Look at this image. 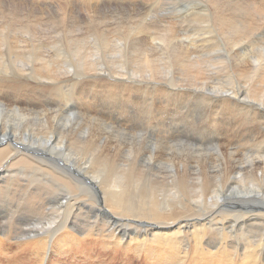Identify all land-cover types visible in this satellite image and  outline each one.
Returning a JSON list of instances; mask_svg holds the SVG:
<instances>
[{
  "label": "rangeland",
  "instance_id": "374dc122",
  "mask_svg": "<svg viewBox=\"0 0 264 264\" xmlns=\"http://www.w3.org/2000/svg\"><path fill=\"white\" fill-rule=\"evenodd\" d=\"M263 1L264 0H261V1L260 0H241V1L236 0V3L240 4V5H236L234 4V0H189V1L188 0H90V1L89 0L88 1L87 0H2L1 1L0 0V4H1L0 12H2L0 13L1 15L0 16V39H1L0 43H2L0 44V53H3L4 55H6L8 59H10L11 50L13 46L12 44L13 42H15V40L17 41L16 38L20 36L22 39H25L24 37L26 38L30 37L29 39L27 38V40L25 39L26 42H30L31 40L30 43H32V45L34 44L35 45L33 47H25V48H29V50L25 49L24 46H22V51H24L25 53L26 50H28L26 52L28 54L29 51H33L36 48L42 47L43 56H41V59L42 57H44L45 59L50 58L48 63L51 65V66L47 65L48 67H43L41 63L34 62L36 65V68L32 69L33 77H36L39 74L41 75L47 74L48 76H50V72L52 71L54 72V74L59 75V78L61 77L64 78L68 74L67 72L70 71L71 75L74 78H76L75 81L73 80L72 82L76 83V88H77V89L75 88V90L72 89L73 93L71 92V90H64L61 92H56L55 89L39 90L38 88H34L36 84H38V81L36 79L29 78L30 84L33 82L31 86H29L27 89L29 91L27 92L20 91V89L15 87L13 91L11 89L10 90L13 93H16V96L15 94H11V96L6 94L2 97L3 98L2 100L3 101L6 100L4 102L8 104V108L10 106L13 107V105L14 107H16V105L17 106L19 105L18 107L20 108V110L25 111L27 114H29V118L33 120H35L36 118H42V119L44 118L46 120H50V119H54L55 116H56V119H59V118L66 119L69 115H72L73 113L77 112L78 116H76L77 119H75L74 121L76 123L75 127H77L79 130H80L81 125L86 126L89 124L88 126L91 129L92 134L95 135V138L97 140L103 139L104 141V139L106 138L108 140L112 138L113 141L112 139L110 141L111 143L110 153L114 155L116 167L118 165L121 166L123 164H128L129 166L126 165L127 167H130L131 165L133 168L134 166L139 167V164H140L141 169L145 170L146 175H144V177L142 178L143 182H141L140 184H138L137 182L136 187H131V182L136 180L137 178L136 176H133L131 178L130 177L126 178V181L129 182L130 184L128 192H127L128 194H130V196H128L127 194L126 195L129 197V199L133 203H136V205L138 206L140 204L139 201L142 200L143 198V195H145V199L147 202H151L152 199L153 201H155V199L157 200V198H160L166 195H171V193L176 192L175 188L172 187V183H171L173 169L178 171L180 178L182 177V175L183 176L187 175L188 179H194L196 177L204 176L205 179L207 180V184L205 186V192H206L205 195L207 197L218 195L217 192L218 190H220V188L227 192L231 189L232 186H234V184L236 183L238 184L240 182L238 180L237 181L235 180L238 178H237V174H235L237 171L234 166L242 164V163L243 164L248 163L247 161H249L250 158H251V161L257 158L258 149L262 151L261 155H264V117H263L264 114L257 113V109H255V106L249 107V106H246L240 103V101H243L244 98H247L248 100H251V99L257 100L256 103L261 104L264 107L263 105L264 104V90L262 89L264 88V85L262 84L257 85L259 83L257 81H259L260 78L255 77L253 78L254 79L253 86H251L250 85L251 81L247 78V76L245 77V75L242 76V74L237 73L238 69L225 70L226 72L225 71L222 72L221 70L217 71L214 68L215 67L214 63H211L212 65H210V62H215L217 59L224 57L225 55H227L230 61L233 62L235 58L239 56V54L243 53L245 55V52L247 53L246 55L251 54L255 56L259 55L261 52L262 53L264 52V18H263L264 16L258 13L260 9L259 7L263 6L264 4ZM85 2H88V3L85 4ZM229 2H230V5L234 4L233 6L237 7L238 13L236 12V15L238 14L240 15V16L238 15V18L240 19L241 23L244 22L242 19L248 22L249 21L253 22L251 23V27L249 25L247 26V28H249L251 32L247 28L246 30L243 31V29H245L246 26L242 25L241 26L242 28L240 29H238L237 27V31L233 29V32L235 31L237 32L235 33L236 35L230 34V36H227L228 35L227 34L225 37L226 33L232 32V28L231 30L228 28L227 30L226 27L225 29L224 27H222V30L218 28V30L226 31L225 33L224 31L222 32L223 35L220 31L219 33L220 35H219L218 30L217 32H214V30L216 31L217 29L215 28V26L216 27L218 26L216 24L215 25L213 24L214 22L213 18H211L212 20L210 24H207V23L200 24L199 21H195V20H205L198 16L197 14L198 12L207 13L209 11H212V8L215 5V3L216 4H229ZM230 5H227L228 9L236 8ZM242 5L244 7H241ZM208 6H209V9H207ZM254 6H256L257 8L255 9ZM48 10H50V12H48ZM260 11L262 12V9H260ZM20 13H22L21 14L22 16L20 15ZM14 14H16L17 16ZM19 15L21 17H19ZM149 15L158 17V20L155 19V21H158V23L154 24L155 22L153 21V24H154L153 26L156 28V30L154 29V27H151L153 28V34H154V36L152 35L153 36L152 39H151L152 36L150 34V30H152L151 28L147 30L149 33L146 31L144 32L145 33L144 36H143L144 33L136 32L141 27V25H138V24L140 23L144 26L146 22H144L145 23L144 24L142 21H144L146 17L148 19ZM88 16L90 17L89 20L90 21L92 20L91 22H88L89 20H86L88 19ZM3 17H5V19H8L9 21L5 20ZM26 17L31 18V20L29 18L27 19ZM15 18L17 20H15ZM46 18L50 22H48ZM32 19L34 22L32 21ZM184 19H185V22H184ZM25 20L27 21L29 20L30 25L26 24L28 22H26ZM160 20H162L161 21L162 23L159 22ZM167 20H169V22ZM36 21L39 22L37 23L38 25L36 24ZM59 22H64L65 25L63 23L61 25V23ZM74 22L81 23L80 25L74 28L75 29L73 31L74 34L72 33L74 37L78 40L77 42L78 44L83 45L87 43L88 47L93 46L92 36L95 32H98L99 30L101 32H105L107 35L108 33H110L109 34L110 41L111 39H115L113 38L114 36H116V39H119L118 41L115 39L116 42L112 40L110 43V46H109L110 65L108 62L107 64L108 69L105 67L104 69H100V70L98 69L99 71L96 69L94 71L87 72L82 67L67 68L66 66H62L65 60L67 59V56L64 55V52L66 49H61L63 55H61L62 57L60 56L61 58L58 59L60 61V66L56 65L55 64L56 62L55 63L52 62L56 60V58L59 57L57 55L59 50L57 51V48L55 47V45L57 44V41L60 42L63 47H67V41L69 40V37L67 36V30L69 29L70 25L75 24ZM66 23L69 25L66 26ZM21 24L23 25V27H21L22 26ZM158 24L160 25L159 26L160 28L158 27ZM167 24L170 27L169 26L167 27ZM137 25L139 26V28L137 27ZM164 25L166 26V29L164 28L165 27ZM176 25L179 26L180 28L177 27ZM126 26H128L130 30L128 28L127 29L124 28ZM135 26L137 27V29L133 28V31L134 30L135 31L134 32L131 31L132 30L131 27H135ZM257 26H259V28ZM171 27H173V30ZM200 27H205V28H202L201 33L199 34L198 32L200 31L198 28ZM207 27L209 28L211 27V28L209 29ZM213 27L214 29H212ZM20 28L22 31L20 30ZM162 28H164L167 34H164L165 31ZM31 29L33 30L30 31ZM206 29L207 30L209 29L211 34L207 35V33H203L205 32ZM19 30H20V34H19ZM212 30L216 35L212 33ZM155 31H158V32H155ZM190 31L193 33H191ZM15 32H18V34H15ZM118 32H122V33H118ZM196 33H198L199 35ZM27 34L29 35L31 34V36H28ZM119 34H121V36H119ZM126 34L127 36H130L132 39L130 37L129 38L131 40L128 39ZM245 34H249V36L246 37ZM37 35L38 37L40 36L39 38L40 41L36 37ZM87 35H88V40H87ZM164 35L165 36L168 35L170 37L167 36V38H165ZM231 35L232 36L234 35V37H231ZM251 35H253L252 39H250ZM202 36H205V37L203 38ZM41 37L43 38V43H42ZM229 37L232 38V39H229V40H232V42L227 40V38ZM31 38H34V39H31ZM46 38L47 39L49 38V39L47 40ZM66 38H68V40H66ZM122 38L124 39L122 40L123 43L126 39H128V41L126 40L128 44L124 43V45H127L125 46V51H128L126 47H130L129 51L126 52V58H125L128 65H124V66H121L119 62L117 61L118 58H116L118 56V52H117L118 47L123 44L122 43L120 45H117V42H120L121 41L120 39ZM144 38H146V40ZM205 38H208V39H205ZM238 38L239 40H237ZM247 38L249 39L248 41H247ZM7 39L8 40L10 39V41H8ZM210 39H213V40H210ZM172 40L173 41L176 40L175 43ZM233 40H236V41H233ZM38 41L42 43L44 46L42 44L41 46ZM49 41L52 42V45ZM90 41L92 42L90 43V46H89ZM204 41L209 42L210 44L212 43V44L210 45L209 43L205 42L206 43L205 45L207 46L209 45L207 47L204 45ZM241 41H243L242 43H244V45L241 43ZM65 42H66V45H65ZM133 42H135L134 43L135 46ZM181 43L184 45V47L183 45H181ZM157 44L161 45L163 48L158 46ZM237 44H240V45L237 46ZM202 45H204V47L206 48H204ZM151 46H154V47L151 48ZM164 46L166 50H168L167 48H169V52H165L166 50L164 49ZM170 46H171V49H170ZM140 47L142 48V50ZM214 47L216 49L218 48L217 51H215ZM23 48L25 50H23ZM175 48L176 50L177 49L181 50V52L174 50ZM114 49L117 50L116 51L117 53L114 52L115 51ZM161 49H163L164 52H161ZM196 49H198L199 51ZM240 49H243V51ZM4 50L6 52H3ZM218 50L220 51L218 52ZM91 51L92 50L90 48V52ZM173 51L175 52V55L173 54L174 53ZM189 51H193V52L191 53ZM54 52H56L55 53L56 58L52 57ZM196 53L197 54L199 53V54L197 55ZM219 54L221 55L219 56ZM12 55H15V54L13 53ZM45 55H47L48 57H45ZM72 55L82 58L81 55L79 54L72 53ZM84 55H86V53H84ZM213 55L216 56L217 58H213L214 57ZM95 57H97V54H93V58ZM197 58L202 60L201 62L203 64L202 65L203 68L200 71L202 73L189 72L186 66L182 64V60L183 61H186V60L200 61ZM134 59H136V62ZM112 61H115V62H112ZM34 63H31V64H34ZM111 65L113 68L111 67ZM109 66L111 68H109ZM118 67H120V69ZM126 67L127 68L130 67V69H127ZM131 67L132 69H136V70H132ZM43 70L45 71V73ZM181 70L183 71L181 72ZM207 70L209 71L207 72ZM180 72L182 74L184 72L185 73L183 75H180ZM132 73H134V75ZM216 73H219V74H216ZM116 74H119L118 75L119 78H116ZM120 74L122 75L120 76ZM214 74L218 75V78H217L218 80L213 78L215 79L217 83L213 82L214 80L211 78L213 76L216 77ZM47 75L43 76V79H45ZM122 76H123V79H122ZM191 76L193 77V79ZM91 79H96L95 82L97 83H94L92 81H90L89 83V80ZM120 79L127 81L129 84L123 81L122 83H125L127 86L129 85V87H127L126 89H124V87H121L120 89L119 88L118 90L114 89L113 91L110 88L111 86L110 83L113 82L114 80H120ZM193 80L196 81V83L192 82ZM197 81L199 84L197 83ZM220 83H222V85ZM241 83H243L242 84L243 86L241 85L242 88L239 86ZM218 84H220L222 87L221 86L218 87ZM254 84L256 86H254ZM200 86L204 88H201ZM256 87H259L258 95L248 94L249 89H254ZM225 89H228V90H225ZM67 91H70V92H67ZM227 92H233L234 94H237V97L239 96L238 100H236L235 102V100L226 98L224 94H227ZM24 93H26L27 95L26 98H24V95H23ZM68 98H71V99L69 100ZM224 99L226 100V102ZM229 110L231 111L233 110V111L230 113ZM35 111L36 113L38 112L39 113L35 114ZM261 112L263 113L264 110H262ZM83 114H84V117H83ZM119 128H120V131H119ZM54 129H56V132H57L59 127L58 126L56 128L54 127ZM120 132L124 134L122 135ZM106 134L109 136H106ZM119 135H122L123 138L126 135L129 137L127 138L125 137L127 140L126 141V140H122L123 138L121 139V136ZM54 136H55L54 138H56L57 140L58 139L57 133L54 134ZM74 137L75 136L73 135L68 136V139L66 141V144L68 147L72 146V142L74 141L72 140V138L74 139ZM120 139L122 140V142L120 141ZM117 143H119V145H115ZM126 145H129V146H126ZM35 146H39V145L37 144ZM118 146H120L121 148ZM39 147L42 149V153L44 152L43 156H45L47 160L48 157L45 154L50 152L49 149L46 147H43L42 145ZM105 148H107L106 145H103L102 147L99 145L97 146L95 145V149H94L96 167L93 168V175H95V177L98 179L92 178L89 175H87L84 181L83 175H85L86 173L82 169L78 173H75V172L70 171L67 167H65V171H66V174L71 175L74 179H77L81 181L82 183H84V193L88 190L89 187L91 188L92 193H94L96 189H100L103 192L101 195L102 199L104 198L110 201V188L107 186L108 185L107 183H110L112 181V177L109 176L108 180H106L108 173L110 174V171H108V168L103 163H101L103 159L100 160V156L103 157L105 153L108 152V151H105V150H108V148L107 149ZM205 149L207 150V152H209V154L206 153ZM117 150L119 151L118 153H117ZM200 152H202L201 153L202 155H200ZM195 153H196V156H194ZM60 156L58 157L59 158L64 157L63 159L73 158V156H67V154L66 155L62 154ZM182 160L184 161V163ZM262 160L264 161V159ZM47 161L49 165H52L53 163H59L56 160L55 162H53L50 158ZM263 161H261L262 163L258 166V168L260 169L257 168L256 173L253 170H251L250 167L249 169H247L248 167L245 169L244 171L245 180L249 179L247 180L248 184L250 185L253 184L252 182L254 180V183H255L254 185H256V182H259L261 180L260 173L262 172L261 167L264 166ZM188 163L190 166H188ZM247 170L249 173L247 172ZM257 174L259 175L257 176ZM262 174L264 175V172H262ZM213 176L217 179H215ZM245 180H242V183H245L244 182ZM215 181L221 185L219 186V184H217ZM219 181H222V182H219ZM53 184L55 185L56 183H53ZM121 185L124 186V183ZM156 186L158 188H156ZM189 186L192 189L190 191L185 192L184 196L188 198L187 200H191L189 198L192 196L194 199L198 198V196L201 194L196 190L197 184L193 181V183ZM210 189H212V191L215 189V191L212 192L213 194L211 193ZM133 192L134 194L131 195ZM57 193L60 195V196L57 195L59 196L57 197V201H58L64 195L63 187H59L58 189H56L55 194ZM141 193H144V194H141ZM229 199L230 201H233L235 197L228 195L225 202L229 203L230 202ZM53 200L54 201L48 202L47 208L50 209L52 207L51 205H53L54 202H56L55 199ZM103 207H109V205H107L103 200L100 203H97L96 205H94V207H92L94 210L96 209V211L93 212L96 218L93 221L95 223L93 224L88 223L89 226H86V229L88 232L87 237L79 236V238L81 237L79 243L71 244L70 247L72 248L69 250V252L72 249L73 250L70 253L69 252L59 253L54 257L65 259L67 257H70L71 253H75V255L73 254L71 256H75L77 257V259H73V260L65 259V261L68 260L67 264H95V262H98L97 264H125L128 261V258H126L125 256H122L121 254H115L114 251H112L111 253L110 252V240H108L107 238H103V236L101 235L104 232L108 231V230L102 231L100 229L101 227H103L102 225H100L104 219V216L101 215L102 211L100 210V209H103ZM85 210L86 209H84V212ZM222 210L224 211L226 210L227 212H230L229 213L230 217L228 219V221L229 220L230 221L229 222L227 221V225L232 224L234 220L233 217L236 212L235 210L242 211L243 213L242 215L244 218L241 217V220L248 219L247 217L248 215L246 214L247 211L245 210L243 206L235 208L233 206L227 205V206H224ZM155 212L156 213L159 212V206L155 209ZM86 214L90 215L88 212H86ZM244 223H248V221ZM262 224H263V221L261 219H258L256 226L257 227L261 226V228H263ZM75 227L77 228V231H82L80 227L78 226H75ZM97 234H100V236L96 237L95 235ZM92 236L93 238H88ZM132 257H135V256H132ZM134 262H138L139 264H147V262L145 261L134 260Z\"/></svg>",
  "mask_w": 264,
  "mask_h": 264
},
{
  "label": "bare ground",
  "instance_id": "6f19581e",
  "mask_svg": "<svg viewBox=\"0 0 264 264\" xmlns=\"http://www.w3.org/2000/svg\"><path fill=\"white\" fill-rule=\"evenodd\" d=\"M86 3H88V2H85V4ZM209 3H211V2H209ZM216 3L213 6L212 11H209L207 13H205V12L204 13H200V12L197 13L199 17H201L205 20H195V21H199L200 24L201 23L210 24V22L212 20L211 18H213L214 19L213 24L214 25L216 24L218 26V27L215 26V28H217V29H216V31L214 30V32H217L218 28H220L222 30V27H224V29L226 27V29L228 28L230 30L232 28V32L226 33L225 37L227 34H228L227 36H230V34L237 33L236 32L237 27H238V29H240V28H242L241 27L242 25L246 26L245 29H243V31L246 30L248 25L251 27V23H253V22H251V21L248 22V21L242 19L244 22L241 23L240 19L238 18L239 14L236 15V12L238 9L236 6H233V5L234 4L240 5V4L236 3V0H234L233 5H230V2H229V4H216ZM240 3H242V2H240ZM251 3H253V2H251ZM227 5H230V6H233L236 8L232 9L229 6L231 9H228ZM66 7H67V5H66ZM78 7H79V5H78ZM241 7H244V6L242 5ZM254 7H255V9L257 8L256 6H254ZM95 8H96V6H95ZM259 8L262 9V12L264 13V4H263V6H261ZM207 9H209V6ZM244 9H246V8H244ZM260 9H259V12L258 11L257 12L260 15L262 14V16H264V14L260 11ZM48 12H50V10H48ZM0 13H2V12H0ZM45 13H46V11H45ZM17 14H19V13H17ZM21 14L22 13H20V15ZM177 14H178V12H177ZM14 15H16V14H14ZM20 15H19V17L22 16V15L21 16ZM85 15H87V14H85ZM34 17H36V16H34ZM63 17H64V15H63ZM154 17L155 16L149 15L148 19H147V17H146V19L144 18L145 20L142 22L143 23L146 22V24L144 23L145 25L143 26L142 24L139 23L138 25H141V27L139 28V26L137 25V27L139 29L136 32H138V33H144L145 31L148 32L147 31L148 29H150L151 27H154L153 25L158 23V21H155V19L158 20V17H155V18ZM3 18L5 19V17H3ZM10 18H12V17H10ZM26 18L28 19L29 17H26ZM89 18L90 17L88 16V19H86V20H89ZM2 19H1V21H2ZM29 19L31 20V18H29ZM64 19H66V18H64ZM5 20L9 21L8 19H5ZM15 20H17V19L15 18ZM21 20H23V19H21ZM25 21L28 22L26 24H29V22H30L29 20L28 21L25 20ZM32 21H33V19H32ZM47 21H48V19H47ZM91 21L89 20L88 22H91ZM153 21L155 22L154 24H153ZM161 21L162 20H160L159 22L162 23ZM167 21L169 22V20H167ZM3 22H4V20H3ZM10 22H12V21H10ZM13 22H14V20H13ZM48 22H50V21H48ZM88 22H87V24H88ZM184 22H185V19H184ZM20 23H21V21H20ZM37 23H39V22L36 21V24ZM59 23H61V25H62V23L65 25L64 22H59ZM68 23H70V22H68ZM42 24H43V22H42ZM42 24H40V25H42ZM80 24L81 23L78 22V23H75L73 25H70L69 29L67 30V36L69 37V40H68V38H66V40H68L67 41V47H63L62 44L57 41V44L55 45V47L57 48V51L59 50L57 53V55L59 57L56 58V54H55L56 52H54L52 57L56 58V60H54L52 62L53 63L56 62L55 64L60 66V61L58 59L62 57L61 55H63L61 49H66L64 52V55L67 56V59L65 60V62L62 66H66L67 68L82 67L87 72L88 71H94L96 69L97 70L98 69L99 70L104 69L105 67L107 68L108 62L110 65V48H109V46H110V43L112 40L115 41L116 36H114V37L112 36L115 39H111V41H110V38H109L110 33H108V35H107L105 32H101L99 30L98 32H95L92 36L93 46L88 47L87 43H85L83 45L78 44L77 43L78 40L74 37L73 31L75 30L74 28ZM67 25H69V24L66 23V26ZM171 25H173V24H171ZM182 25H184V24H182ZM3 26H4V24H3ZM11 26H13V25H11ZM123 26H125V25H123ZM131 26H133V25H131ZM159 26L160 25L158 24V27ZM161 26H163V25H161ZM168 26L169 25L167 24V27ZM206 26H208V25H206ZM244 26H243V28H244ZM259 26H257V27L259 28ZM21 27H23V25ZM137 27L136 26L131 27L132 28L131 31H133V28L137 29ZM177 27H179V26H177ZM124 28H126V29L128 28L130 30V28L128 26H126ZM164 28L166 29V26ZM164 28H162V29L164 30ZM171 28L173 30V27H171ZM202 28H205V27L198 28L200 31V32H198L199 34L201 33ZM207 28H209V27H207ZM117 29H118V27H117ZM122 29H123V27H122ZM151 29L152 30H150V34H151V36L152 35L154 36L153 28H151ZM154 29L156 30L155 27H154ZM181 29H183V28H181ZM209 29L208 30L206 29L205 32H203V33H207V35L211 34ZM212 29H214V27ZM233 29L236 31L233 32ZM247 29H249V28H247ZM20 30H21V28H20ZM20 30H19V34H20ZM32 30L33 29H31L30 31H32ZM157 30H158V28H157ZM221 30H218L219 31L218 34L220 33ZM253 30H254V28H253ZM14 31H16V30H14ZM179 31H181V30H179ZM223 31H224V33L226 32L225 30H223ZM223 31H221V33ZM3 32H4V30H3ZM124 32H126V31H124ZM155 32H158V31H155ZM214 32L212 30V33H214ZM250 32H251V30H250ZM118 33H122V32H118ZM191 33H193V32H191ZM198 33H196V34H198ZM245 33H246V31H245ZM15 34H18V32H15ZM39 34H40V32H39ZM132 34H134V33H132ZM150 34H148V35H150ZM164 34H167V32L165 31ZM249 34H245V36L248 37ZM3 35H4V33H3ZM11 35H13V34H11ZM27 35L31 36V34L30 35L27 34ZM38 35L36 37L40 41V39H39L40 36L38 37ZM144 35H145V33L143 34V36ZM214 35H216V34L214 33ZM222 35H223V33H222ZM253 35H251L252 37L250 36V39L253 38ZM14 36H16V35H14ZM24 36H26V35H24ZM119 36H121V34H119ZM126 36H127V34H126ZM153 36L151 37V39L153 38ZM167 36L168 35H166L165 38H167ZM192 36H193V34H192ZM205 36H202V37L204 38ZM89 37H91V36H89ZM127 37H128V39L131 38L130 36H127ZM168 37H170V36H168ZM231 37H234V35L233 36L231 35ZM24 38L27 40V38L29 39L30 37H27V38L24 37ZM203 38H201V39H203ZM16 39H17V41L15 40V42H13V44H12L13 46H12V50H11L10 59H8L6 57V55H4L3 53H0V264H67L68 260L77 259V257L71 256L73 254L75 255V253H71L70 257L65 258V259H68L66 261H65V259H62L59 257L56 258L54 256H56L59 253H64V252L68 253L69 250L72 248V247H70L71 244H77V243H79L81 237H87L88 232H87L86 226H89L88 223H92V224L95 223L93 221L96 218L95 215L93 214V212H95L96 209L94 210L92 207H94V205H96L97 203H100L102 200L107 205H109V207H103V209H100L102 211L101 215L104 216V219H103L102 223L100 224L103 227H101L100 229L102 231L108 230L101 235L103 236V238H107L108 240H110V252L111 253H112V251H114L115 254H121L122 256H125L126 258H128V261L125 264H139L138 262H134V260L145 261V262H147V264H264V175L262 174V172H264V166L261 167V170H262V172L260 173L261 180L259 182H256V185H254L255 184L254 180L252 182L253 184H251V185L248 184L247 180H249V179L245 180V174H244V171L247 167H248L247 169H249V167H250V169L256 173L258 166L262 163L261 162V161H263L262 159H264V155H261L262 151L260 149L257 150V154H258V157L256 156L257 158L253 159L252 161L250 158L249 161H247L248 163H245V164L242 163V164L234 166L236 171H237L235 174H237V178H238L235 180L236 181L238 180L240 182L238 184L237 183L234 184V186H232L231 189L227 192L220 188V190H218V192H217L218 195L207 197L205 195V193H206L205 192V186L207 184V180L205 179L204 176L196 177L194 179H188L187 175H184V176L182 175V177L180 178L178 171L173 169L171 183H172V187L175 188L176 192L171 193V195H166V196H162L160 198H157V200L155 199V201H153V199H152L151 202H147L145 199V195H143V198H142V200L139 201L140 204L138 206V205H136V203H133L128 197V196H130V194L127 193L130 184H129V182L126 181V178L127 177L131 178L133 176H136L137 177L136 180L131 182V187H136L137 182H138V184L143 182L142 178L144 177V175H146L145 170L141 169L140 164H139V167L134 166L133 168L131 165H130V167H127L126 165H128V164H123L121 166L118 165L116 167L114 155L112 153H110L111 152L110 151V148H111L110 141L112 139L111 137H109V138H111L110 140H108L107 138L104 139V141L102 138H101L102 140H97L95 138V135L92 134V131L88 126L89 124L86 126L81 125L80 130H79L77 127H75L76 123L74 121L75 119H77V117H76V116H78L77 112L73 113L72 115H69L66 119H63V118L62 119L61 118L56 119V116L54 114V116H55L54 119L46 120L44 118L43 119L42 118H36L35 120H33V119L29 118V114H27L25 111L20 110V108L18 107L19 105L18 106L16 105V107H14V105H13V107L10 106L8 108V104H6L4 102L6 100H4V101L2 100L3 99L2 97L6 94L10 95V96H11V94H15V96H16V93L12 92L15 87L20 89V91H26V92L29 91L27 89L33 83L32 82L30 84L29 78H33V79H36L38 81V84H36V86L34 88H38L39 90L55 89L56 92H61L64 90H71V92H72V89L75 90V88H76V83L72 82L73 80L75 81L76 78H74L71 75L70 71L67 72L68 74L64 78H62V77L59 78V75L54 74V72H52V71L50 72V76L45 74V75H47L46 78H48V79H46V78L43 79V76H45L44 74L43 75L39 74L38 76L33 77V70L32 69L36 68V65L34 62H39L43 65V67H48L47 65H50L48 63L50 58L45 59L44 57H42V59H41V56H43V48L42 47H41L42 49L36 48L33 51H29L27 54L26 52L29 50V48H25V47H33L35 44L33 43L34 45H32V43H30L31 40H30V42H26L25 39L21 38V36L17 37ZM31 39H34V38H31ZM41 39H42V43H43V38L41 37ZM128 39H126V40L128 41ZM144 39L146 40V38H144ZM173 39H175V38H173ZM205 39H208V38H205ZM229 39H232V38H230V37L227 38V40H229ZM2 40H3V38H2ZM87 40H88V35H87ZM116 40L118 41L119 39H116ZM120 40H121L120 42H117V45L122 44L123 43L122 40H124V39L122 38ZM126 40L124 41V43H127ZM170 40H171V38H170ZM210 40H213V39H210ZM237 40H239V38ZM248 40L249 39L247 38V41ZM0 41H1V39H0ZM8 41H10V39ZM114 41H113V43H114ZM133 41H135V40H133ZM175 41H173V42L175 43ZM229 41L232 42V40H229ZM233 41H236V40H233ZM91 42L92 41L89 42V46H90ZM205 42L206 41H204V45L206 43H209V42H206V43ZM242 42L243 41H241V43ZM22 43H24V44H22ZM42 43H40V45ZM50 43L52 45V42H50ZM124 43L118 47V51L114 49L115 50L114 52H116V51L118 52V56L116 55L117 56L116 58H118L117 61L119 62V64L121 66L128 65L125 58H126V52L129 51L130 47H126V49H128V51H125V46H127V45H124ZM134 43L135 42H133V44ZM152 43H153V41H152ZM0 44H2V43H0ZM36 44H37V42H36ZM144 44H146V43H144ZM242 44L244 45V43H242ZM65 45H66V42H65ZM181 45H183V44L181 43ZM204 45H202V46L204 47ZM238 45H240V44H237V46ZM22 46H24L25 49H28V50H26L25 53H24V51H22ZM37 46H35V47H37ZM134 46H135V44H134ZM140 46H141V44H140ZM158 46L162 47L161 45H158ZM205 46H207V45H205ZM51 47H53V46H51ZM152 47H154V46H151V48ZM183 47H184V45H183ZM18 48L21 50H19ZM24 48H23V50H25ZM90 48L92 50L91 52H90ZM115 48H116V46H115ZM204 48H206V47H204ZM237 48H239V47H237ZM164 49H165V46H164ZM167 49L168 50L165 49L166 50L165 52H169V48H167ZM170 49H171V46H170ZM217 49L215 48V51H217ZM9 50H10V48H9ZM141 50H142V48H141ZM174 50H176V48ZM196 50H198V49H196ZM240 50L243 51V49H240ZM176 51L181 52V50H178V49ZM219 51L220 50H218V52ZM3 52H6V51L4 50ZM161 52H164L163 49H161ZM171 52H172V50H171ZM189 52L192 53L193 51H189ZM13 53L15 55H12ZM72 53L79 54V55H81L82 58L76 57L75 55H72ZM84 53H86L87 56L84 55ZM93 54H97V57L93 58ZM173 54L175 55V52ZM179 54H181V53H179ZM246 54H247L246 52H245V55L243 53L239 54V56L237 58H235V60L233 62L230 61V59L228 58L227 55H225L224 57H221V58L218 57L219 59H217L215 62H210V65H212L211 63H214V65H215L214 68L217 71L221 70L222 72L225 70H229V69H234V70L238 69L237 73L242 74V76L245 75V77L247 76V78L251 81V84H250L251 86H253V82H254L253 78H255V77L260 78V80H261L260 81L258 79L259 81H257V82H259V83L257 85H261V84L264 85V52L263 53L261 52L259 55H256V56L251 55V54L250 55H246ZM79 55H77V56H79ZM220 55L221 54H219V56ZM45 57H48V56L45 55ZM97 58L99 61L97 60ZM213 58H217V57L214 56ZM37 59H39V60H37ZM40 59H41V61H40ZM129 59H127V60H129ZM197 59H199V58H197ZM202 59H204V58H202ZM134 60L136 62V59H134ZM134 60H133V62H134ZM201 61L202 60H200V61H198V60L183 61L182 60V64L184 66H186V68L189 72H200L203 68L202 67L203 64ZM112 62H115V61H112ZM125 62H126V64H125ZM31 63H34V64H31ZM39 63H38V65H39ZM41 66H40V68H41ZM111 67H112V65H111ZM111 67L109 66V68H111ZM118 68L120 69V67H118ZM119 69H117V70H119ZM127 69H130V67ZM131 69H132V67H131ZM132 70H136V69H132ZM103 71H101V72H103ZM182 71L183 70H181V72ZM208 71L209 70H207V72ZM115 72H116V70H115ZM131 72H133V71H131ZM181 72H180V75H183L185 73L184 72L182 74ZM44 73H45V71H44ZM135 73H136V71H135ZM200 73H202V72H200ZM132 74L134 75V73H132ZM207 74H209V73H207ZM216 74H219V73H216ZM118 75L119 74H116V78H119ZM121 75L122 74H120V76ZM221 75H223V74H221ZM215 76L216 77L213 76L211 78L217 79L218 75H215ZM222 78H223V76H222ZM122 79H123V76H122ZM122 79L114 80L113 82H111L110 88L114 91V89L118 90V88L120 89L121 87H124V89L129 87V85L127 86L125 83H122V81L128 83L127 81L122 80ZM192 79H193V77H192ZM215 79H213L214 80L213 82H216ZM55 80H56V82H55ZM86 80H88V79H86ZM130 80H132V79H130ZM220 80H222V79H220ZM90 81L97 83V82H95L96 79L89 80V83H90ZM161 81H163V80H161ZM180 82H182V81H180ZM192 82L196 83V81H194V80ZM48 83H50V84H48ZM197 83H198V81H197ZM216 83H215V85H216ZM188 84H189V82H188ZM220 84L222 85V83H220ZM220 84H218V87L221 86ZM242 84L243 83H241L239 85L241 88L243 86ZM255 84H254V86H256ZM202 85H204V84H202ZM147 86H148V84H147ZM200 87L204 88L202 86H200ZM262 89L264 90V88H262ZM222 90H224V89H222ZM225 90H228V89H225ZM258 90H259V87H256L254 89H249L248 94L258 95V93H259ZM229 91H231V90H229ZM67 92H70V91H67ZM233 92H227V94H224V95L226 98L231 99V100H235V102H236V100H238L239 96L237 97V94H234L235 92L234 93ZM63 94H65V93H63ZM23 95H24V98L27 97L26 93H24ZM71 98H72V96H71ZM71 98H68V99L70 100ZM72 100H73V98H72ZM225 102H226V100H225ZM256 102H257V100H252V99L248 100L247 98H244L243 101H240V103L243 105H246L249 107L255 106V109H257V113L264 114V112L263 113L261 112L262 110H264V107L261 104H257ZM229 111L231 113L233 110L232 111L229 110ZM38 113H36V111H35V114H38ZM80 114H82V113H80ZM254 115H256V114H254ZM39 117H41V116H39ZM83 117H84V114H83ZM72 118H74V119H72ZM259 118H261V117H259ZM61 120H63V121H61ZM56 125L59 127L57 132H56V129H54V127L55 128L57 127ZM119 131H120V128H119ZM214 131H216V130H214ZM56 133H57V137H58L57 140H56V138H54L55 137L54 134H56ZM112 133H114V132H112ZM120 133L122 134V132H120ZM69 135L75 136L74 139L72 138V140H74V141L72 142V146H70V147H68L66 144V141H67ZM122 135H119V136H121V139L123 138ZM106 136H109V135L106 134ZM125 137L127 138L129 136L126 135ZM125 137L122 140H126ZM121 139H120V141L122 142ZM107 141H109V142H107ZM112 141H113V139H112ZM96 142H97V144H96ZM37 144L39 146L42 145L43 147L48 148L50 152H48L45 155H47L48 159L50 158L53 162H55V160H56L59 163H53L52 165H49L47 163L48 159L46 160L45 156H43L44 152L42 153V149L39 146H35ZM95 145L96 146L99 145L101 147L103 145H106L108 148V150H105L108 152H106V153L104 152L105 155L103 157L100 156V160L103 159L101 161V163H103L108 168V171H110V174L108 173L106 180H108L109 176L112 177V181L111 182L109 181L110 183H107L108 184L107 186L110 188V201L107 199H104V198L102 199L101 195L103 192L100 189H96L95 192L92 193L91 188L89 187L88 190L84 193V183H82L81 181H79L77 179H74L71 175L66 174V171H65V167H67L70 171L75 172V173H78L82 169L86 173L85 175H83L84 181H85V178L87 175H89L92 178L98 179L95 177V175H93V168L96 167V159L94 157ZM115 145H119V143H117ZM120 146H118V147H120ZM126 146H129V145H126ZM107 148H105V149H107ZM130 149H131V147H130ZM152 151H154V150H152ZM118 152L119 151L117 150V153ZM126 152H127V150H126ZM201 153L202 152H200V155H202ZM206 153L209 154V152H207V150H206ZM59 154L60 155H62V154L66 155L67 154V156H73V158L72 159H69V158L63 159L64 157L59 158L58 157V156H60ZM157 154H158V152H157ZM214 154H212V155H214ZM194 156H196V153ZM222 157H223V155H222ZM148 158H150V157H148ZM200 159H201V157H200ZM118 161H119V159H118ZM183 163H184V161H183ZM188 166H190L189 163H188ZM258 169H260V168H258ZM185 172H184V174H185ZM188 172H189V170H188ZM247 172H248V170H247ZM105 174H107V173H105ZM149 175H150V173H149ZM258 175L259 174H257V176ZM215 179H217V178H215ZM221 179H222V177H221ZM242 180H245L244 181L245 183H242ZM193 181L197 184L196 190L201 195H199L198 198H196V199H194L192 196L189 198L191 200H187L188 198H186L184 196V193L187 191H190L192 189V188H190L189 185H191L193 183ZM157 182H159V181H157ZM219 182H222V181H219ZM53 183H56V184L54 185ZM123 183H124V186L121 185ZM217 184H219V183H217ZM220 185L221 184H219V186ZM59 187H63L64 195L62 196V198L60 200L57 201V197H59L60 195L58 193L55 194V191ZM156 188H158V187L156 186ZM210 190H211V193L213 191H215V189L213 191H212V189H210ZM133 194H134V192L131 195H133ZM141 194H144V193H141ZM161 194H162V192H161ZM57 195H59V196H57ZM228 195L235 197V199L233 201H230V199H229L230 202L226 203L225 200H226ZM53 199H55L56 202H54V204L51 205L52 207L50 209L47 208L48 202L54 201ZM154 202L156 203L157 207L159 206V212L158 213L155 212V209L157 207H156ZM227 205L233 206L235 208L243 206L245 208V210L247 211L246 214L248 215L247 216L248 219L247 220L246 219L241 220V217H243L242 211L241 210H235L236 212L234 214V217H233L234 220H233L232 224L227 225V221L230 217V214H229L230 212H227L226 210L225 211L222 210V208H224V206H227ZM84 209H86L85 212H84ZM86 212H88L90 215L86 214ZM258 219H261L263 221V224H262L263 228H261V226L260 227L256 226ZM246 221H248V223H244ZM75 226L80 227V229L82 231H77V228ZM79 236H81V237L79 238ZM95 236L99 237L100 234H97ZM88 238H93V236L88 237ZM122 243H123V245H122ZM114 252H113V254H114ZM60 255H62V254H60ZM132 256H135V257H132ZM143 259H145V260H143ZM97 263L98 262H95V264H97Z\"/></svg>",
  "mask_w": 264,
  "mask_h": 264
}]
</instances>
